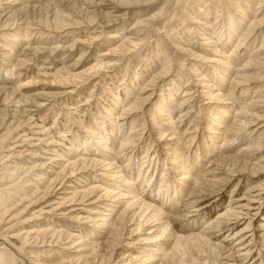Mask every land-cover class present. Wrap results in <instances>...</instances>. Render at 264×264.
<instances>
[{
  "label": "rangeland",
  "instance_id": "374dc122",
  "mask_svg": "<svg viewBox=\"0 0 264 264\" xmlns=\"http://www.w3.org/2000/svg\"><path fill=\"white\" fill-rule=\"evenodd\" d=\"M19 1L50 11L0 27V264H189L180 237L200 263L264 264V0H156L110 24L84 0ZM54 9L75 23L54 30Z\"/></svg>",
  "mask_w": 264,
  "mask_h": 264
},
{
  "label": "bare ground",
  "instance_id": "6f19581e",
  "mask_svg": "<svg viewBox=\"0 0 264 264\" xmlns=\"http://www.w3.org/2000/svg\"><path fill=\"white\" fill-rule=\"evenodd\" d=\"M29 1V0H28ZM33 1V0H32ZM35 1H37V0H35ZM156 0H99L98 2L97 1H92V2H90V1H88V0H84V3L86 4V6H89L90 8H93L94 10H91V12H86L88 15H89V20H90V22H92V21H94V19H92L93 17H94V15H97V14H101V15H104L105 16V23L106 24H110L112 21H113V15L115 14V13H117L118 11H119V9L121 10V9H123V8H141L140 6H143V5H146V4H150V3H152V2H155ZM20 1L19 0H0V27H8V26H10V25H12V24H14V23H17L18 21H20V22H24L25 21V18H26V20H27V17H28V15H29V13H40V15H44V13H47V15H49V11H50V7H49V5H46L45 4V6H37V5H31L30 7L28 6H22V5H20L21 3H19ZM105 2L107 3L106 5H105ZM25 3V2H24ZM27 3V2H26ZM50 4V3H49ZM25 5V4H24ZM41 5V4H40ZM108 6H111L109 9H108ZM100 7H101V9H100ZM103 8H106L105 10V12H102L103 10ZM63 9V8H62ZM107 9L109 10V11H107ZM55 10V9H54ZM89 10V9H88ZM134 10H137V9H134ZM78 11V10H77ZM97 11H98V13H97ZM240 11H242V10H240ZM81 12V11H80ZM94 14V15H93ZM136 13H134V14H132V15H135ZM241 14H242V12H241ZM69 15V14H68ZM82 15H83V12H82ZM18 16V17H17ZM50 16L51 17H53V18H51V23H52V25H54V30H58V29H62V28H65V27H67V26H69L71 23H75L74 21L72 22V21H70L69 19H67V17L65 16V15H62V13H60V12H58L57 10H55V11H53V12H51V14H50ZM78 16V15H77ZM123 17V16H122ZM205 17V16H204ZM207 18V17H206ZM205 18V19H206ZM240 20H242V19H240ZM139 21V20H138ZM149 20H144V21H142L141 20V22H137L136 24H142L143 25V23L144 22H146V24H147V22H148ZM239 21V20H238ZM143 22V23H142ZM208 22V21H207ZM42 23L45 25V27L46 28H48V27H50V26H48V20H44V21H42ZM236 23H238V22H236ZM242 23V22H241ZM240 23V24H241ZM21 24V23H20ZM77 24V23H76ZM239 25V24H238ZM13 26V25H12ZM108 26V25H107ZM111 26V25H110ZM137 26V25H136ZM239 26H241V25H239ZM109 27V26H108ZM138 27V26H137ZM230 27H231V25H230ZM22 28V27H21ZM19 29V28H18ZM232 30H233V28H231ZM199 33V32H198ZM232 33H234V32H232ZM16 35V34H15ZM116 36V35H115ZM202 36V35H201ZM220 36V35H219ZM255 36V35H254ZM15 37V36H14ZM211 38V37H210ZM14 39V38H13ZM19 40V39H18ZM126 40V39H125ZM228 40V39H227ZM244 43V42H243ZM62 47V46H61ZM70 47V46H69ZM62 49V48H61ZM215 50H217V49H215ZM237 50V49H236ZM216 52V51H215ZM215 54V53H214ZM223 57V56H222ZM8 58V57H7ZM223 58H225V57H223ZM9 59H11L10 57H9ZM22 62V61H21ZM224 63V62H223ZM228 63V62H227ZM20 65V64H19ZM229 68V67H228ZM71 70V69H70ZM70 70L67 68H63V69H61L59 72V75H60V77L62 76V73L64 72V71H66V73L69 75V73H70ZM243 76V75H242ZM55 78V77H54ZM224 80V79H223ZM66 81V80H65ZM83 82V81H82ZM237 85V84H236ZM211 88V87H210ZM209 89V88H208ZM254 90H258V89H254ZM209 90H207V92H208ZM212 92V91H211ZM170 94V93H169ZM169 94H168V97H169ZM213 94V93H212ZM126 95V94H125ZM205 96H207V94H205ZM113 98V97H112ZM163 98V97H162ZM171 98V97H170ZM209 98H211V94H210V97ZM220 99V98H219ZM143 102V101H142ZM162 102V100L160 101V103ZM240 102V101H239ZM160 103H159V105H160ZM141 106V103L140 102H138V103H135V104H132L131 106H130V108H129V110H132V109H137L138 107H140ZM227 108V107H226ZM128 109V108H127ZM165 107L163 106H159L158 108H157V111L160 113V112H162V111H164L165 112ZM228 109V108H227ZM243 109H244V107H243ZM247 110V109H246ZM246 110H244V111H246ZM126 111V110H125ZM133 111V110H132ZM156 111V112H157ZM169 112V111H168ZM167 112V113H168ZM227 110H225L224 112H223V114L224 115H226L227 114ZM241 113H242V110L240 111ZM161 114V113H160ZM159 114V115H160ZM243 115H244V113H243ZM240 116V115H239ZM256 116H257V118H258V115L256 114ZM223 117V116H222ZM238 117V116H237ZM236 117V118H237ZM243 117V116H242ZM241 118V117H240ZM240 118H238V119H240ZM260 118V117H259ZM169 119V118H168ZM235 121V120H234ZM238 121H240V120H238ZM237 121V122H238ZM245 121V120H244ZM251 122V121H250ZM236 122H234V124H235ZM233 124V123H232ZM240 124V123H239ZM245 124H246V122H245ZM247 124H249V123H247ZM236 125V124H235ZM242 125V124H241ZM233 127V126H232ZM235 127V126H234ZM242 127V126H241ZM240 127V128H241ZM111 130H113V129H111ZM132 130V129H131ZM97 131V130H96ZM212 131V130H211ZM230 131H232V129L230 130ZM236 131V130H235ZM93 133V132H92ZM95 133V132H94ZM236 133V132H235ZM161 134H159V136H160ZM94 136H97L95 139H96V141H98L97 143L99 144H101V147L105 150L106 149V145H105V143H104V138L101 136V134L99 133V131L98 132H96L95 134H94ZM234 136V135H233ZM236 137V136H235ZM234 137V138H235ZM241 138V137H240ZM129 140V139H128ZM106 142V141H105ZM127 142V141H126ZM125 142V143H126ZM225 142V141H224ZM229 142V141H228ZM120 143H123V142H120ZM125 143H123V144H125ZM127 143H129V141L127 142ZM88 144V143H87ZM126 145V144H125ZM122 146V145H121ZM108 150H110V149H108ZM85 151V150H84ZM106 152H107V150H106ZM92 153V152H91ZM82 155V154H81ZM80 155V156H81ZM81 158V157H80ZM85 159V158H84ZM92 159V158H91ZM86 160H89V159H86ZM73 161V160H72ZM82 161V160H81ZM69 162V161H68ZM99 164L100 163V161L99 162H97V161H95V159L94 160H92V161H87V163L83 160L82 162H80L79 160H78V162L77 161H74V162H70L69 164H68V166L66 167L65 166V168H64V170L63 171H61L62 173H60L61 175H64V173H65V169L66 168H68V167H72V169H68V173H74L75 172V170L76 169H79L78 167L80 166V165H82L80 168H84L85 166H87L88 164ZM104 164V163H103ZM111 165V164H110ZM112 166V165H111ZM119 166V165H118ZM75 167V168H74ZM108 168L109 167H107V169L106 170H108ZM111 168V167H110ZM120 168V167H119ZM9 170V169H8ZM67 170V169H66ZM14 172H15V170H13ZM12 171V172H13ZM13 172V173H14ZM66 172V173H67ZM109 172H111V171H109ZM118 172V171H117ZM13 173H12V175H13ZM9 174H11V173H9ZM105 174V173H104ZM114 174V173H113ZM111 175V176H114V175ZM58 176L57 177H59V176H61V175H59V173L57 174ZM117 175H119V174H117ZM10 176V175H9ZM14 176V175H13ZM41 176V175H40ZM116 176V175H115ZM114 176V178L116 179V177ZM123 176V175H122ZM12 177V176H11ZM64 177V176H63ZM121 177V176H120ZM125 177V176H124ZM124 177H123V179H124ZM113 178V179H114ZM9 179V178H8ZM121 179V178H120ZM53 180H57V178L55 179V178H53ZM51 181L50 183H54L55 181ZM162 181H164V179H162L161 180V183H162ZM164 183V182H163ZM167 185V184H166ZM50 186V185H49ZM123 186V185H122ZM120 187V186H119ZM14 188V187H13ZM36 188V187H35ZM14 189H16V187L14 188ZM13 189V190H14ZM12 190V189H11ZM105 190V192H106V189H104ZM91 191H93V190H91ZM119 191H121V190H119ZM22 192V191H21ZM24 192V191H23ZM104 192V193H105ZM109 192V191H108ZM111 192H113V191H111ZM136 192V191H135ZM173 192H175V190L173 191ZM13 193V192H12ZM16 193H18V192H16ZM110 193V192H109ZM119 193V192H118ZM21 194V193H20ZM107 194V193H106ZM105 194V195H106ZM122 194V193H121ZM132 194V193H131ZM16 195V194H15ZM26 195V194H25ZM176 195V194H175ZM18 196H20V195H18ZM75 197H76V195H74ZM115 196V195H114ZM113 196V197H114ZM116 196H118V195H116ZM115 196V197H116ZM120 196V195H119ZM123 196V195H122ZM140 196V195H139ZM121 197V196H120ZM132 197V196H131ZM137 198H138V196H136ZM169 197V196H168ZM2 198H3V196H2ZM124 198V197H123ZM133 198V197H132ZM170 198H171V196H170ZM6 199V198H5ZM5 199H4V201H5ZM118 199V198H117ZM122 199V198H121ZM0 200H1V198H0ZM7 200V199H6ZM2 202H3V200H1ZM132 201V200H131ZM62 202L63 201H61V204H62ZM6 203V202H5ZM64 203V202H63ZM127 204H129V203H127ZM151 204V203H150ZM148 202H146L145 200H143L140 204H139V206H138V210L139 211H141V213H144V212H148V211H150L151 213L150 214H152L153 213V211L154 210H156L155 208L153 209V208H151L152 206L150 205ZM57 206H58V204H57ZM59 206H61L60 204H59ZM128 206H130V205H128ZM154 207V206H153ZM112 208V207H111ZM130 208V207H129ZM153 209V210H152ZM3 210V214H2V216H4L7 212H8V209H6L5 207L2 209ZM157 211V210H156ZM162 211V210H161ZM158 212H160L159 211V209H158V211H157V216H159L160 214H162V213H158ZM0 214V215H1ZM154 214V213H153ZM124 215V213L122 214V216ZM144 215V214H143ZM121 216V217H122ZM154 217H156L155 215H153ZM161 216V215H160ZM159 216V217H160ZM120 217V219L122 220V218ZM0 218H1V216H0ZM36 218V217H35ZM2 219V218H1ZM160 221H161V218H160ZM22 223V222H21ZM160 223V222H159ZM104 224H105V222H104ZM100 225V224H99ZM168 225V224H167ZM115 226H116V224H115ZM114 225H113V228H112V231L111 232H113L114 233V231L115 232H117L115 229H116V227H115ZM169 226V225H168ZM167 230V228H165L163 231H161V234H162V232L164 233L165 231ZM160 231V230H159ZM46 232H48V230L47 231H40V230H37L36 232H34V231H31V232H28V233H26L27 235H31V234H33L34 236H35V238L37 239H39L40 237H42V238H44L45 237V235H46ZM55 235L56 234H58V238L59 237H61V236H64V235H62V233H60V232H58V233H55V232H53ZM54 234H52V235H54ZM118 235V234H117ZM158 235H160V234H158ZM66 236H67V234H66ZM70 236V235H69ZM162 236H164V234L162 235ZM55 237V236H54ZM154 237V236H153ZM158 237H160V236H158ZM121 238V234H119V236H118V239H120ZM202 238V237H201ZM24 240H26L27 241V239H28V236H26L25 238H23ZM196 239H198V240H196ZM81 240V239H80ZM195 241L197 242H200V239L199 238H197V237H188V238H177L176 239V243H175V245H174V249H177V250H179L180 249V251H181V257H185L186 259H187V262L189 263V264H207L206 262L205 263H200V262H198V259L197 260H195L194 258L193 259H191V257L192 256H189V254H188V256H187V252H188V250H189V246L190 245H192V243L193 244H195ZM78 242V241H77ZM80 242V241H79ZM71 243V242H70ZM204 243V242H203ZM73 244V243H72ZM78 244V243H77ZM81 244H82V240H81ZM71 245V244H70ZM69 245V246H70ZM79 245V244H78ZM89 245V244H88ZM93 245V244H92ZM97 246H100V245H94V247H96L97 248ZM88 247V246H87ZM196 247V246H195ZM70 247H68V249H69ZM76 248V247H75ZM209 249L210 250H215V249H213V247L210 245L209 246ZM205 250V249H204ZM209 251V250H208ZM207 251V252H208ZM80 252V251H79ZM5 253V252H4ZM206 253V252H205ZM6 255V254H5ZM4 255V257H3V255H1V257H0V261L2 262L3 261V259H9V258H7L6 256ZM78 256H82V261H83V263L82 264H85L84 263V261H87V259L81 254V253H79L78 254ZM12 257V256H11ZM74 257H76V256H74ZM89 257V256H88ZM78 258H80V257H78ZM90 258V257H89ZM91 259V258H90ZM93 259V258H92ZM210 259V258H209ZM79 259H77V261H78ZM92 261V260H91ZM199 261H201V260H199ZM206 261V260H205ZM15 258H13V259H11L10 261H9V263L10 264H15ZM90 262V261H89ZM151 262V261H150ZM8 263V262H7ZM71 264V263H70Z\"/></svg>",
  "mask_w": 264,
  "mask_h": 264
}]
</instances>
